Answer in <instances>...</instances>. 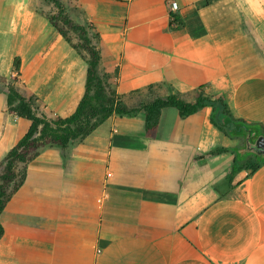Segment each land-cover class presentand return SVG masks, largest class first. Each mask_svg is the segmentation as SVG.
I'll use <instances>...</instances> for the list:
<instances>
[{
  "label": "crops",
  "instance_id": "obj_1",
  "mask_svg": "<svg viewBox=\"0 0 264 264\" xmlns=\"http://www.w3.org/2000/svg\"><path fill=\"white\" fill-rule=\"evenodd\" d=\"M168 1L81 0L68 19L116 94L201 92L264 128V0H172L171 26ZM86 76L38 0H0V160L30 125L7 106L10 81L37 115L66 118ZM212 113L165 108L151 135L143 110L112 115L65 148H40L0 213V264H264V160L236 175L235 136Z\"/></svg>",
  "mask_w": 264,
  "mask_h": 264
},
{
  "label": "trees",
  "instance_id": "obj_2",
  "mask_svg": "<svg viewBox=\"0 0 264 264\" xmlns=\"http://www.w3.org/2000/svg\"><path fill=\"white\" fill-rule=\"evenodd\" d=\"M61 17V15H60ZM61 24L65 26L75 37L78 43H73L67 31L56 24L57 18L49 17L51 25L61 34L64 40L77 52L87 64V76L84 94L73 114L66 118L56 116L48 118L45 115H37L34 110L33 100L20 95L12 86L8 87L7 106L18 117L30 122L29 128L18 143L3 157L4 172L0 175V213L3 210L9 195L22 183V178L17 179L15 168L18 164H25L38 155L40 148L44 146H59L65 148L69 144L84 139L96 127L102 124L112 115L132 116L143 110L145 117V132L151 135L157 125L160 113L165 108H175L179 116L185 118L198 112L203 107H212L211 122L220 131L229 136H242L244 143L235 149L236 159L253 156L259 162L264 160V155H258L254 149L257 138L263 137L256 126H248L244 122L233 124L231 122L228 106L223 98L208 99L203 93H199L193 102L182 100L177 94H170L165 98L154 95L160 85L149 86L142 90L132 91L128 94L118 95L111 90L104 78L97 74L99 54L96 47L86 36L84 27L74 24L68 17H61ZM176 21L175 15L170 13V26ZM19 59L13 61V69L18 70ZM158 87V88H157ZM220 115H224L222 123ZM234 161V163H235ZM11 192L7 188L13 184ZM2 227L0 225V237Z\"/></svg>",
  "mask_w": 264,
  "mask_h": 264
},
{
  "label": "rangeland",
  "instance_id": "obj_3",
  "mask_svg": "<svg viewBox=\"0 0 264 264\" xmlns=\"http://www.w3.org/2000/svg\"><path fill=\"white\" fill-rule=\"evenodd\" d=\"M81 4V0H38V9L41 10V13L47 15L48 17L51 18H57L55 21L56 24L60 27L63 28L64 30L67 31L68 35L72 38L73 43H78L77 37H75V34H72L71 31H69L65 26L61 24V17H68V11L70 8H72L74 5ZM61 15V17H60ZM104 82L106 81L108 86L110 87L111 90H114V85L113 82H109L106 77H104ZM105 82V83H106ZM6 83V82H5ZM12 82H9V86ZM8 86V87H9ZM199 94V93H197ZM197 97V96H196ZM230 113V120L231 122H235L233 124H240L239 120L237 118H234L229 110ZM224 115H220L219 117V122L222 123ZM260 132L264 134V128H259ZM236 139V148L239 146H242L244 143V138L235 136ZM3 160V159H2ZM2 160H0V175L4 172V167L5 165L2 163ZM254 157L253 156H246L243 158L236 159L234 163V171L235 174L237 175L240 172L246 171L249 172V170L253 167L254 165ZM21 164H18L15 168V171L17 172V179L15 182H18L22 176H23V170L20 168ZM13 184H10L7 188L8 192H11L13 188Z\"/></svg>",
  "mask_w": 264,
  "mask_h": 264
},
{
  "label": "water",
  "instance_id": "obj_4",
  "mask_svg": "<svg viewBox=\"0 0 264 264\" xmlns=\"http://www.w3.org/2000/svg\"><path fill=\"white\" fill-rule=\"evenodd\" d=\"M254 149L258 155H264V136L257 138L254 144Z\"/></svg>",
  "mask_w": 264,
  "mask_h": 264
},
{
  "label": "built area",
  "instance_id": "obj_5",
  "mask_svg": "<svg viewBox=\"0 0 264 264\" xmlns=\"http://www.w3.org/2000/svg\"><path fill=\"white\" fill-rule=\"evenodd\" d=\"M168 7H169L170 13H174L178 10L177 3L172 0L168 1Z\"/></svg>",
  "mask_w": 264,
  "mask_h": 264
}]
</instances>
